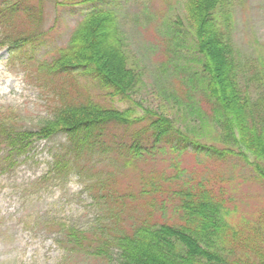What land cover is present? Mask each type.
I'll use <instances>...</instances> for the list:
<instances>
[{"label":"trees","instance_id":"16d2710c","mask_svg":"<svg viewBox=\"0 0 264 264\" xmlns=\"http://www.w3.org/2000/svg\"><path fill=\"white\" fill-rule=\"evenodd\" d=\"M107 1L64 0L58 4L73 7L90 4L93 8L82 17L64 46L55 49L48 58H29L23 64L29 80H37L38 84L46 82L50 101L56 100L57 105L52 117L36 132L18 129L4 121L5 115H0L5 116L0 118V170H12L36 142L62 135L64 142L52 152L49 172L57 178L78 170V166L89 169L99 157L103 161L119 160L131 167L136 163L156 164L157 157L167 152L178 156L190 147L194 155L219 163L231 160L238 168L239 164L232 160L235 159L264 182V45L253 47L258 43L255 41L248 46L249 52H244L232 40V0H184L183 5L189 11L188 29L176 26L169 18L158 28L160 35H164L163 41L168 42L167 57L183 53L178 46L183 38L181 42L188 43L186 53L194 57L190 67L196 66L193 72L189 67L188 73L178 72L183 67H173V75L181 76L184 92L182 99L170 96L169 100L198 117L205 115L201 127L207 124V128L215 131L213 143L218 147L202 145L191 134L181 133L163 115L140 114L128 95L130 83L122 79L121 72H108L104 55L101 62L97 54L87 55L99 25L108 21L109 40L116 45L111 53L125 62L120 51L125 37L116 11L104 8ZM19 12L26 18L39 14L27 1L16 0L11 4L0 1L1 27H14ZM9 37L10 42L1 46L7 47L11 54L37 40L30 35ZM217 47L223 55L221 61L217 58ZM250 53L253 57L248 61ZM74 89L80 90L85 100L65 106V97ZM201 98L209 112L200 108ZM120 105L125 107L120 109ZM110 125H116L117 129ZM207 128L204 127L206 131ZM169 162L167 169H174L177 172L174 176H166L165 171L153 172L141 180L137 196H149L151 200L142 205L137 220L129 218L131 223L125 225L122 216L125 208L116 214L106 204L109 222L105 220L94 233L63 226L55 231L58 245L105 264H112L113 255L116 256L113 264H264V260L248 259L247 252L252 254L256 246L253 239H243L239 230L229 224L231 210L222 194L214 193L209 183L180 184L176 180L179 165ZM95 181L97 184L92 186L97 189L103 180ZM164 194L165 200H155ZM102 197V201L104 198L115 201L108 192Z\"/></svg>","mask_w":264,"mask_h":264},{"label":"rangeland","instance_id":"374dc122","mask_svg":"<svg viewBox=\"0 0 264 264\" xmlns=\"http://www.w3.org/2000/svg\"><path fill=\"white\" fill-rule=\"evenodd\" d=\"M0 1L11 4L16 0ZM24 1L39 14L34 18H26L22 16L23 12H19L15 17L18 19L14 21V27L4 28L0 25V115L6 116L0 118H5V122L18 129L36 132L40 125L52 117L57 101H50L47 85H44L46 82L40 81L38 84L37 80H29L26 77L28 70L23 64H26L29 58H48L55 49L64 46L81 17L93 6L58 5L64 3V0ZM183 1L108 0L104 8L116 11L120 29L125 37L120 48L125 62L111 53L116 45L110 43L111 31L108 21L99 25L96 35L91 38L87 55L97 54L100 56V62L104 60V55L107 58L104 62L108 65L105 66L107 71L121 72L119 75L121 74L122 79L130 83L128 95L140 114L146 112L163 115L181 133L191 134V138L198 139L202 145L218 147V144L213 143L216 138L215 131H212L211 127L207 128V124L204 126L207 131L201 127L205 122L204 113V117H198L175 101L169 100L170 96L182 99L184 92L180 83L181 76L178 74L179 78L173 75V67H183L184 69L178 72L188 73L194 57L186 53L185 47L188 43H182L183 38L178 41L183 53L174 58L167 57L168 42L163 41L164 35H160L158 28L169 18L176 26L188 29L189 11ZM232 2V40L244 52H249L248 46L255 41L258 43L253 47L264 45V0ZM29 35L36 36L37 40L23 46L13 56L7 48L1 47L10 42L7 40L8 36L17 39ZM217 54V58L223 60L218 47ZM247 57L250 61L253 56L250 53ZM190 69L193 72L196 66L192 65ZM85 98L80 90L74 89L70 96L65 97V106L75 102L79 104ZM201 104L200 108L209 112L202 98ZM124 107L119 106L120 109ZM110 126H113L114 130L117 129L116 125ZM63 142L62 135L54 136L48 141H38L28 154L19 158L12 171L0 172V264H105L93 260L88 255L63 249L56 242L55 231L65 226L94 233V229H99L105 220H110V215L104 209L106 204L116 214L124 207L122 216L128 226L131 221L127 219L137 220L142 214V205L151 200L149 196H137L141 180L153 172L165 171L166 176H174L177 173L174 169H167L169 160L179 165V179L176 180L180 184L209 183L214 193L222 194L227 208L231 210V215L228 216L229 224L239 230L243 239H253L252 242L256 246L252 254L247 252L250 256L248 259L264 260V182L235 159L232 160L239 164L238 168L231 164V160L219 163L209 157L194 155L188 147L187 151L179 152L178 156L176 153L170 155L167 152L162 157H157L156 164L136 163L128 167L124 166L122 161H103V158L99 157L93 160L89 169L78 166V170L63 178L57 179L47 175L44 181L40 180L49 170L52 152ZM159 158L168 162L162 163ZM97 179L103 180V183H98L96 189L92 184L96 185ZM165 187L169 194V185L166 184ZM173 188L175 186H172ZM105 192L115 201L108 202L105 198L108 203L104 199L102 201ZM165 196L164 194L155 200L161 202V199L165 200ZM145 214L144 212L143 216ZM234 249L238 251V247ZM111 261L112 264L115 263L116 256L113 255Z\"/></svg>","mask_w":264,"mask_h":264}]
</instances>
